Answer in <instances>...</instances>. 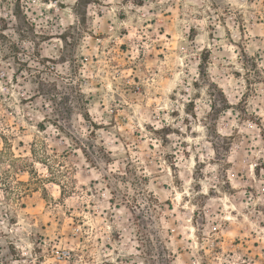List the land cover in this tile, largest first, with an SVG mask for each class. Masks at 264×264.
<instances>
[{"label": "rangeland", "instance_id": "rangeland-1", "mask_svg": "<svg viewBox=\"0 0 264 264\" xmlns=\"http://www.w3.org/2000/svg\"><path fill=\"white\" fill-rule=\"evenodd\" d=\"M0 264H264V0H0Z\"/></svg>", "mask_w": 264, "mask_h": 264}]
</instances>
